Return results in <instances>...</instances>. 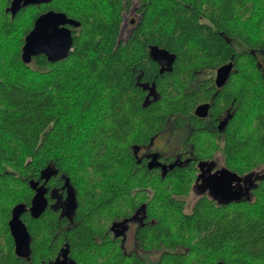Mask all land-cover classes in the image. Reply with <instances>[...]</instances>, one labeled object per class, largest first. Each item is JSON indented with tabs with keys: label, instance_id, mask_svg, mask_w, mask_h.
<instances>
[{
	"label": "trees",
	"instance_id": "obj_1",
	"mask_svg": "<svg viewBox=\"0 0 264 264\" xmlns=\"http://www.w3.org/2000/svg\"><path fill=\"white\" fill-rule=\"evenodd\" d=\"M138 3L139 23L122 39L132 0H54L13 18L10 0H0V264H53L64 246L76 264H264V178L240 199L202 196L187 210L198 163L217 166L220 157L241 177L264 169V0ZM49 10L80 22L72 49L57 62L40 54L26 64L25 37ZM151 46L172 54V66L154 60ZM229 62L214 97L201 89L213 83L201 72ZM144 83L156 92L149 101ZM208 100L206 122L193 112ZM215 116H225L220 129ZM168 123L192 127L186 159L163 173L136 148ZM48 165L56 174L41 205L21 216L32 241L19 257L12 209L31 207L30 181ZM136 212L143 223L127 250L110 227Z\"/></svg>",
	"mask_w": 264,
	"mask_h": 264
},
{
	"label": "water",
	"instance_id": "obj_2",
	"mask_svg": "<svg viewBox=\"0 0 264 264\" xmlns=\"http://www.w3.org/2000/svg\"><path fill=\"white\" fill-rule=\"evenodd\" d=\"M54 0H10V6L6 12H10L12 18L19 12L22 7L28 5H41L48 4ZM79 27L80 22L75 19L69 18L64 12L54 10L46 11L40 14L33 25L31 31L25 37V42L22 47L21 59L24 63L29 64L33 57L40 54L46 55L47 59L51 62H57L68 57L72 45L73 37L71 28ZM150 55L162 66L169 68L174 62V56L168 51L156 46L150 47ZM233 62L226 63L217 68L216 85L221 88L227 82L233 70ZM208 105H200L196 108V115L204 117L207 115ZM202 163V162H201ZM152 161L149 162V168ZM172 167V166H170ZM165 168V166H163ZM56 174V170L52 165H48L41 171L40 180L30 181L31 188L35 191L30 208L24 204H18L12 209V216L9 221V228L15 244V252L19 257H26L31 251L32 237L27 229L26 224L22 221V214L26 210L32 213L38 210L41 205L42 198L47 192L46 183L50 178ZM218 176L214 181L220 188H230L232 182H241L255 177V181L264 178V170L255 174L246 175L244 177L238 176L230 172L228 169L223 168L218 170ZM43 181L40 184V181ZM68 249H63L64 260L60 263L59 257L54 262L55 264H76L74 261H68ZM220 264V263H213Z\"/></svg>",
	"mask_w": 264,
	"mask_h": 264
},
{
	"label": "flooded vegetation",
	"instance_id": "obj_3",
	"mask_svg": "<svg viewBox=\"0 0 264 264\" xmlns=\"http://www.w3.org/2000/svg\"><path fill=\"white\" fill-rule=\"evenodd\" d=\"M130 8H129V10H130ZM130 11H132V10H130ZM138 23H139V13H138L137 19L133 18L131 20L132 25L130 28H129V24L125 21L124 15H123V22L121 25L119 37L121 38V35L126 34V33H127V37H129V35L132 33L133 28ZM68 27H70L71 31H72L73 27H71V26H68ZM262 64L264 66V57L262 58ZM207 71H209V72H207ZM216 75H217V69L203 71L199 74V77H198L200 79H204V80L208 79V80L213 81L212 84L207 83L201 87V89L202 88L213 89V91H212L213 97H214V95L217 94V90L219 89V87H217L216 82H215ZM144 89L147 92V94H146L147 101H149V99L151 100L153 97L156 96L155 89L153 87H150L146 83H144ZM211 103H212L211 100L198 103L195 106L193 115L196 116L200 120L203 119V121H206V122L210 121ZM205 104L208 105L207 115L204 117L196 115V108L200 105H205ZM230 111H231V109L228 108L226 113H229ZM225 120H226L225 116H223L222 118L215 116L213 118V120H211V121L214 124H215V122H217L215 127H216V129H220V128H222L221 127L222 124L225 123ZM191 127H192L191 123H187L185 126H182L179 128H176V127L174 128L171 126L170 123H168L166 125V127L160 133H158L154 138H152L149 146H142V147L136 148L137 156L140 158V160H143V159L146 160V164L148 167H149V162L152 161V164H151L152 168H156V169L158 168L161 170V172L165 173L167 169L171 168L170 165L171 166L176 165V163L178 161L182 162L186 159V158L184 159L183 156L186 153V139L188 137V134L190 132ZM180 135L183 136V143H182L183 146H176L175 143H179L177 141V139ZM158 141L162 142V145H160L161 147L154 148L155 143ZM169 150H172L171 153H167ZM173 155H175V158L173 160H171ZM163 166H165V168H163ZM223 168H225V167L223 166L222 168H218L216 165L214 166V163L213 164H207V163H201V162L198 163L197 164L198 171H197V175H196V178L194 180V183L192 185L191 192L197 194L199 197L207 196L212 200L223 202L226 200H235V199L242 198V195L247 192L246 190L249 191L250 186L254 185L256 183L255 177L253 176L248 180H243L241 182H236V181L232 182V185L230 188H220L217 186V184H214V181L216 180V177L219 175L218 170L223 169ZM40 184H41V182H40ZM67 193H68V197L70 198L71 191L68 190V187H67ZM62 194H63V192H61V191L55 192V196L59 202L63 199L61 197ZM67 200H68V198H67ZM67 200L66 201L63 200V203H64L63 208L64 207L67 208V207L72 205L71 200H70V202ZM142 223H143V219L140 216V213L136 212L130 218H127V219L122 220L120 222L112 223V225L110 227V235L114 238L121 239L124 247L127 248V244H126L127 242H125V239L129 233L128 229L132 228L133 234H134L135 229ZM132 238H133V236H132ZM132 243H133L132 246H134V241ZM65 248L68 249V253H67L68 261L69 262L74 261L71 258L69 247L64 246L61 248L60 252H58L55 260L53 261V264H55L54 262L56 261V259L58 257H59L60 263L64 260V256L62 253H63V249H65Z\"/></svg>",
	"mask_w": 264,
	"mask_h": 264
},
{
	"label": "rangeland",
	"instance_id": "obj_4",
	"mask_svg": "<svg viewBox=\"0 0 264 264\" xmlns=\"http://www.w3.org/2000/svg\"><path fill=\"white\" fill-rule=\"evenodd\" d=\"M132 7L130 8V10H132V11H130V10H128V11H125L124 13H123V15H124V19H125V21L129 24V28L131 27V20L133 19V18H135V19H137L138 18V13H137V8H138V6H139V3H138V0H132ZM127 37V33L126 34H123V35H121V38L122 39H125ZM206 71V70H205ZM207 72H209V71H207ZM177 141L179 142V143H175V145L176 146H183L182 145V143H183V136L182 135H180L179 137H178V139H177ZM161 143V144H160ZM160 145H162V142L161 141H158V142H156L155 143V145H154V148H156V147H161ZM171 151L172 150H169L167 153H171ZM166 153V154H167ZM217 160H218V163H217V167L218 168H222L223 167V162H222V160H221V158L220 157H218L217 158ZM262 170H264V169H260L259 171L261 172ZM199 198V196L197 195V194H195V193H193V192H191L190 193V195L187 197V210L188 211H190L191 210V208H192V205L194 204V202L197 200ZM128 231H129V233H128V235L126 236V239H125V242H127L126 244H127V250H131L132 249V242H133V238H132V236H133V230H132V228H129L128 229ZM132 241V242H131Z\"/></svg>",
	"mask_w": 264,
	"mask_h": 264
},
{
	"label": "bare ground",
	"instance_id": "obj_5",
	"mask_svg": "<svg viewBox=\"0 0 264 264\" xmlns=\"http://www.w3.org/2000/svg\"><path fill=\"white\" fill-rule=\"evenodd\" d=\"M171 166V165H170Z\"/></svg>",
	"mask_w": 264,
	"mask_h": 264
}]
</instances>
